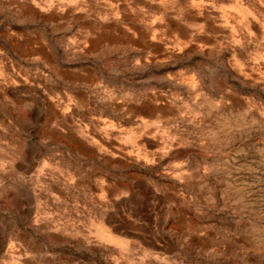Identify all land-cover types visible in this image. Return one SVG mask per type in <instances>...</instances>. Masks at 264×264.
<instances>
[{"label":"rangeland","instance_id":"obj_1","mask_svg":"<svg viewBox=\"0 0 264 264\" xmlns=\"http://www.w3.org/2000/svg\"><path fill=\"white\" fill-rule=\"evenodd\" d=\"M0 264H264V0H0Z\"/></svg>","mask_w":264,"mask_h":264}]
</instances>
